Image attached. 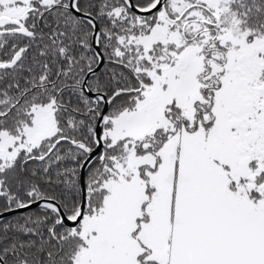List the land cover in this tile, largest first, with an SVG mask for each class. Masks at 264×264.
Returning <instances> with one entry per match:
<instances>
[{
	"label": "snow or ice",
	"instance_id": "snow-or-ice-1",
	"mask_svg": "<svg viewBox=\"0 0 264 264\" xmlns=\"http://www.w3.org/2000/svg\"><path fill=\"white\" fill-rule=\"evenodd\" d=\"M0 264H264V0H0Z\"/></svg>",
	"mask_w": 264,
	"mask_h": 264
}]
</instances>
